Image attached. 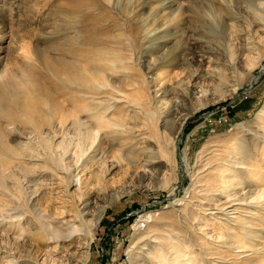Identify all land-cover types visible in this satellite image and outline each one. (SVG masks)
Wrapping results in <instances>:
<instances>
[{
  "label": "rangeland",
  "instance_id": "rangeland-1",
  "mask_svg": "<svg viewBox=\"0 0 264 264\" xmlns=\"http://www.w3.org/2000/svg\"><path fill=\"white\" fill-rule=\"evenodd\" d=\"M260 3L261 11L243 0H0V71L10 72L0 81V138L11 150L0 162V264H135L141 216L151 214L157 227L178 218L197 196L201 172L235 158L233 148L246 146L241 162L263 154ZM206 21H215L211 29ZM89 68L104 78L91 89L98 97L77 84ZM137 125L151 143L137 142ZM136 143L147 151L131 150ZM158 144L165 154L152 170L141 160ZM91 153L95 162H85ZM89 191L99 198L98 218L81 214ZM189 227L179 228L182 240L198 236ZM136 256L137 264H157ZM207 256L200 264H213Z\"/></svg>",
  "mask_w": 264,
  "mask_h": 264
},
{
  "label": "bare ground",
  "instance_id": "bare-ground-1",
  "mask_svg": "<svg viewBox=\"0 0 264 264\" xmlns=\"http://www.w3.org/2000/svg\"><path fill=\"white\" fill-rule=\"evenodd\" d=\"M260 1L261 0H243V2L248 4L249 7H251V8L253 7L255 10H258V11H261V9H260L261 8L260 7V4H261ZM220 11H221V13H224L226 16H228V13L226 12V10L221 8ZM208 21H209V19H208ZM214 22H207L206 21L205 25L209 26L210 29H211L212 25H210V24L214 23ZM156 30L157 29H154L153 32L156 31ZM128 37L129 36H127V38ZM131 37H133V36H131ZM177 37H179V36H177ZM112 44H110V45H112ZM117 45H119V43ZM176 48L172 47L170 49V52H173L175 54L176 53V50H175ZM96 57H98V56H96ZM93 58H94V56H93ZM170 58H169L168 62L170 61ZM99 61H101V62L102 61L103 62L108 61V63H109L111 60L108 57L102 55L100 57ZM95 66H97V65H95ZM258 69L261 70L262 67L259 66L257 68V70ZM87 70H89L90 72H88L89 73L88 74L85 71L86 72L85 73L86 77L85 76L80 77V74H76V73L75 74L77 76V84L79 86H81L82 88L86 87L87 90L85 91V93L86 92L90 93L88 97H92L93 95L98 94V93H95V91H93V90H98V88H95L94 85L96 83H98L99 81H101V82H102V80L104 81V78L103 77L101 78L99 71L98 72L95 71V70L92 71V68H89ZM6 71L7 70H5V68L0 71V81H2V82H6V80H7L6 76L8 74H10V72H9L6 75ZM9 71H11V70H9ZM101 73H103V72H101ZM11 75H12V73H11ZM94 75H95V77L97 76L96 79H91V77L93 78ZM261 75L262 74L259 73L257 75L258 77L255 76L256 78H254V80L257 81V79H259ZM9 77H10V75H9ZM83 77H85V78H83ZM73 79H75V78L73 77ZM109 81H110V79H109ZM108 85H109V82H108ZM134 85H136V84H134ZM252 85H253V87H252V89H253L254 88V84H252ZM111 86H112V84H111ZM92 88H93V90L91 91ZM0 89H1V87H0ZM3 91L4 90L2 89V93H3ZM141 91H142V89H141ZM142 92H143L142 94H144V91H142ZM250 92H251L250 88H247L245 94L247 95ZM2 93H0V94H2ZM80 94H83V93H80ZM3 97H4V95H3ZM123 98H124V96H123ZM144 98H145V96H144ZM125 99H126V97H125ZM115 100H116V98H115ZM121 100H124V99H121ZM144 102L146 103V101H144ZM73 104H74V102H73ZM139 104H138V106H141V104L140 105ZM135 105H137V102H136ZM144 106H146V105H144ZM141 107H139V108L141 109ZM138 109L136 108V110H138ZM146 110L148 111L149 109H146ZM145 111L144 112L142 111V113H145ZM151 113H152V111H151ZM151 113H149V116H150ZM103 115H104V113L103 114L99 113V114L93 115V117L95 118V120L99 121L101 119V117H103ZM144 115L147 117L146 114H144ZM145 116H142V119H144L143 117H145ZM257 116L259 118L263 117L262 118V121H263L262 123L264 124V107L258 112ZM136 117H137V115H136ZM138 118H139V115H138ZM148 118H149L148 120H150V117H148ZM64 119H66L64 117V115H61L60 116L61 122H58V126H61V125H63V123H65ZM85 119H87V118H85ZM142 119L140 118L141 121H143ZM91 120H93V119H91ZM75 121H76V119H75ZM77 121H78V119H77ZM108 122L110 123V121H108ZM88 123H91V121L88 122ZM118 123H120V121ZM144 123H147V122H144ZM79 124H81V123L79 122ZM127 125L128 124H126V126ZM139 125L142 126L143 124H139ZM86 126H88V125H86ZM145 126L148 127L147 125H145ZM82 127H83V125H82ZM92 127H94V126H92ZM92 127L89 128V129H92ZM97 127H98V125L96 126V128ZM146 127H145V129H146ZM83 128L86 129L85 125H84ZM261 128H264V127H261ZM143 129H144L143 127H139L138 126V129L134 130V132L136 133L134 138L137 139V142H138V140H140V141H145V142L151 143L150 141H152V140L150 139V133H147L148 131L147 132L143 131ZM96 130L94 128V129H92L90 131H88V130L87 131L88 132L93 131V133H94ZM82 131H84V129ZM56 134H57V132H56ZM91 134H92V132H91ZM122 134H123V132H122ZM147 134H149V136ZM152 134H153V132H152ZM48 135H49V133L47 135L45 134V136H48ZM151 137H152V135H151ZM249 137H251V136H249ZM91 138H95V136L91 137ZM1 140L2 139L0 138V162H2L3 159L5 158L4 157V153L11 152V150H7V151L4 150V149H7V147H3L2 146L3 143L1 144ZM133 141H135V140L133 139ZM157 143H158V141H157ZM92 144H89V145H92ZM140 144H137V145H134V146L133 145L130 146V147H132L131 150L133 149L134 151H136V153H138L139 151L140 152H144L145 150L147 151V148L145 146H140ZM161 144H158L159 146L157 145L159 147V149H158V152H156V155H153V153L151 154V152H149V154L152 155V157H150V160H145V159L142 158V160H141V164L142 165H149L150 164L152 166V170H154L153 169L154 164H156V162H158V161L160 162L159 158H161L165 154L164 146H162L163 144L162 145ZM57 145H59V143ZM235 145H238V142L235 143ZM210 146H212V144ZM90 149H91V147H90ZM131 150H130V152H131ZM152 150H153V148H152ZM152 150L150 149V151H152ZM154 150H156V149H154ZM3 151H6V152H3ZM86 151L83 152V153H86ZM93 151H94V149H93ZM222 151H223V149L221 150V152ZM233 151H234L233 155H234V157L236 159L229 157L226 160H222V163L219 162V163H216V164L211 165L209 167L207 166L201 172L200 175H201V178L203 179L202 180L203 184L200 183V186L198 188L199 191H198V193L196 192L197 196L196 197H193V196L190 197V198H194V199L189 200V201H191L189 206H187L184 210H182V209L178 210L179 214H181L180 216H178V218L180 217V220H178V218L176 216L173 217V218H170V219L168 217V220H166V221L164 220L163 223L161 224V226L157 227V226H152L150 224L152 222L151 221L152 220L151 214H150V216H146L145 215V216H141L140 217V219L138 220V222L135 225V229H136V231L138 233L137 234L138 237L136 238V241L134 243V247L133 248L136 249V247H138V248L140 247L142 250L139 248L141 250V252H136L134 254V263L135 264H137V262H136V258H137L136 254H139L143 258L152 257L153 259H155V262L157 264H200L202 262V261H200V258H202V257L200 256V258H199V255L202 254V253H207L209 256H207L205 258L208 260L211 257L209 259V261L213 262V264L214 263H216V264H263L262 259L260 260L259 256L264 253V242H259V239H260L261 236H263L262 239L264 240V152H263V154H261L260 157L256 156L255 158L251 157L249 159H247V157H249L250 155L249 156L247 155V157H246L245 156L246 153H244L245 154L244 155L245 157L243 159L244 161L241 162V161L238 160L237 157L240 156V153L243 155V151H247L246 146L243 147L242 145H239L238 148L237 147L233 148ZM136 153H134V154H136ZM96 155L98 156V154H96ZM102 155L105 156L106 154L102 153ZM130 155L133 156L131 153H130ZM147 155H148V153H147ZM82 158H83V156H82ZM82 158H81V160H82ZM112 158H114V157H112ZM100 159H102V158L100 157L99 160ZM103 160H104V158H103ZM84 161L85 162H87V161L95 162V156L92 155V153H91V155H88L87 158ZM96 161H98V160H96ZM113 165H111V167ZM88 166L90 168H92L90 165H88ZM116 167H117V165L115 166V168ZM113 168H114V166H113ZM90 171H92V170L90 169ZM244 172L247 175H246V177L244 179H242V173H244ZM85 191H87V190H85ZM90 191L86 195H84L85 193L83 194L84 202H83V207L81 209V214L84 215V216L95 217L96 216L95 212H96V208H97L96 207V201L99 198H96V196H93L92 192H90ZM80 205H81V203H80ZM187 209L189 210V212H188L189 215L187 214V212H186V214L189 217L188 216L187 217L184 216L185 215V210L188 211ZM61 215L63 216L65 214L63 213ZM99 216L100 215L98 214L97 218ZM74 218H76V216ZM153 218L155 219V217H153ZM88 220H92V219H88ZM96 222H97L96 220H95V222H92V224H93L92 227L94 229L97 226ZM67 223L68 222L64 220L60 224L68 225ZM85 223H86V220H85ZM71 224H73V223H71ZM158 224H159V222H158ZM183 224L187 228H190L189 226L191 225V229L192 230H195V231L198 230V233H197L198 236H195L192 233L190 238H188L189 235H187L188 240L185 239V238L182 240V237L180 238V235H178V233H179L178 230H180L179 229L180 227H185ZM73 226H75V225H71L70 228H72ZM192 226H194V227H192ZM29 230L30 229H28V231ZM182 230H180V231H182ZM195 231H191V232H195ZM141 232H144V233H142V235H141ZM211 234L214 235V236L216 234V238H213L212 241H211V238H212ZM158 236H161V237H158ZM208 236H210V238ZM68 237H70V235L67 236L66 238H68ZM147 246L149 248H147ZM144 250H146V251H144ZM195 250H197L199 253H197ZM4 255H5V253H4ZM132 257H133V255H132ZM1 262H2V260H1ZM4 264H5V262H4Z\"/></svg>",
  "mask_w": 264,
  "mask_h": 264
},
{
  "label": "built area",
  "instance_id": "built-area-1",
  "mask_svg": "<svg viewBox=\"0 0 264 264\" xmlns=\"http://www.w3.org/2000/svg\"><path fill=\"white\" fill-rule=\"evenodd\" d=\"M254 81H255V80H254ZM254 81L250 82V87H248V88H250V90H252V87H253L252 84H253ZM245 93H246V92H245Z\"/></svg>",
  "mask_w": 264,
  "mask_h": 264
}]
</instances>
